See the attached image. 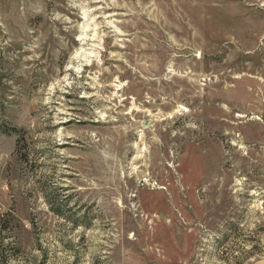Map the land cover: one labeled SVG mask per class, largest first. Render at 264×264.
Masks as SVG:
<instances>
[{
  "label": "rangeland",
  "instance_id": "obj_1",
  "mask_svg": "<svg viewBox=\"0 0 264 264\" xmlns=\"http://www.w3.org/2000/svg\"><path fill=\"white\" fill-rule=\"evenodd\" d=\"M0 264H264V0H0Z\"/></svg>",
  "mask_w": 264,
  "mask_h": 264
},
{
  "label": "bare ground",
  "instance_id": "obj_2",
  "mask_svg": "<svg viewBox=\"0 0 264 264\" xmlns=\"http://www.w3.org/2000/svg\"><path fill=\"white\" fill-rule=\"evenodd\" d=\"M161 225H162V224H161ZM161 225H159V228H160ZM151 226H153V224H152L151 222H149V223H148V227L151 228ZM149 239H150V238L147 239V241H146L147 243H148V240H149ZM154 241H155V239L152 238V242H154ZM147 253L150 254V251L147 252Z\"/></svg>",
  "mask_w": 264,
  "mask_h": 264
}]
</instances>
